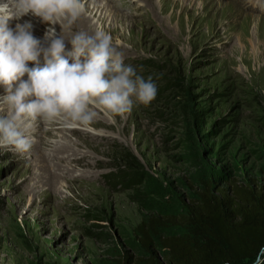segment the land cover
Here are the masks:
<instances>
[{
    "label": "rangeland",
    "instance_id": "1",
    "mask_svg": "<svg viewBox=\"0 0 264 264\" xmlns=\"http://www.w3.org/2000/svg\"><path fill=\"white\" fill-rule=\"evenodd\" d=\"M101 4L107 20L101 26L99 14L94 31L112 36L125 65L153 77L157 97L122 116L95 108L87 136L79 123L70 131L44 124L27 153L0 147V264H146L135 234L144 216L186 213L205 186L230 196L264 186V0ZM32 19V34L52 27ZM77 21L64 33L78 31ZM51 146L59 172H71L52 171ZM183 232L159 229L153 262H164L160 238ZM243 264H264V249Z\"/></svg>",
    "mask_w": 264,
    "mask_h": 264
},
{
    "label": "clouds",
    "instance_id": "2",
    "mask_svg": "<svg viewBox=\"0 0 264 264\" xmlns=\"http://www.w3.org/2000/svg\"><path fill=\"white\" fill-rule=\"evenodd\" d=\"M85 5L86 0L0 4V85L7 91L0 100V147L27 153L35 142L32 132L37 122L65 120L89 126L97 117V107L122 116L156 99L153 77L145 79L125 65L124 53L110 34L80 30L67 39L63 31L57 34L54 26L75 24ZM29 13L53 25L44 37L47 46L32 34L30 22L9 27V21ZM66 40L71 51L66 50ZM29 62L36 67H28ZM14 85H18L15 90Z\"/></svg>",
    "mask_w": 264,
    "mask_h": 264
},
{
    "label": "trees",
    "instance_id": "3",
    "mask_svg": "<svg viewBox=\"0 0 264 264\" xmlns=\"http://www.w3.org/2000/svg\"><path fill=\"white\" fill-rule=\"evenodd\" d=\"M179 226L181 235L160 238L165 251L162 264H243L264 249V186L236 187L232 195L213 193L209 186L191 199L186 213L178 216H144L135 234L153 262V237L158 230ZM142 264V261H138ZM123 264H132L125 257ZM161 264V263H160Z\"/></svg>",
    "mask_w": 264,
    "mask_h": 264
},
{
    "label": "bare ground",
    "instance_id": "4",
    "mask_svg": "<svg viewBox=\"0 0 264 264\" xmlns=\"http://www.w3.org/2000/svg\"><path fill=\"white\" fill-rule=\"evenodd\" d=\"M103 1L104 0H86V11H85V13L81 16V18L77 21V24H78V28H79V30L78 29H76V30H78V31H80V30H84V31H87V32H89V33H95V31H94V29H95V25H93L94 23V19L99 15V17H98V23L101 25V26H103V25H105V24H103V22L104 21H106L107 20V18H106V14H103V9L105 8V6H102V4L101 3H103ZM8 2V0H0V4H4V3H7ZM101 2V3H100ZM109 6V5H108ZM108 8V7H107ZM106 13V12H105ZM32 14L31 13H29L28 15H25V16H23L20 20L21 21H23V24L25 23V22H30L29 20H33L32 19ZM20 20H18L19 22H20ZM12 21V20H11ZM11 21H9V25H11ZM17 21V20H16ZM39 21V20H38ZM41 23H42V21H40ZM67 22H63L62 23V27H63V29H62V27H61V25L60 24H56L54 27H55V30H56V32H57V34L59 35V34H61V32L63 31H67L68 30V28H67V24H66ZM74 25H72V27H73ZM52 27H53V25H52ZM67 28V29H66ZM97 28V27H96ZM101 28H104V27H101ZM47 30V29H46ZM73 30H75V29H73ZM70 31V30H69ZM47 32V31H46ZM46 32L44 33V32H40V33H35V34H33V35H35V36H41V37H45V34H46ZM72 32V31H71ZM70 32V33H71ZM69 32H65L64 34H65V37H66V39L67 38H70L71 37V35H72V33L70 34ZM37 39H38V37H36ZM43 38H39V40H41L42 41V39ZM45 46H47V41H43L42 42ZM66 43V42H65ZM66 44H68V46H66V49L69 51V50H71L70 49V47H72L71 46V44L68 42V43H66ZM44 62V59H43V56H41L40 57V66L41 67H43L44 65H42V63ZM35 67H36V65H35ZM26 78V76L23 78L24 80H26L25 79ZM18 85H14V90H15V87H17ZM7 95V91H6V89H5V87L4 86H0V100H2V98L4 97V96H6ZM44 124H46V125H48V126H50V125H52V127L53 126H56V127H63V126H67L68 125V127H66L65 129L66 130H68V128H70V127H74L75 128V124L74 123H72L71 121H65V120H57V121H53V122H43V121H40V122H37V124H36V126H35V128H34V130H33V132H32V135L33 134H35V132H36V130H37V127H43V125ZM70 126V127H69ZM72 129V128H71ZM78 129V130H77ZM68 131H70V130H68ZM75 131H78V132H81V134L82 133H84V135H89V134H92V132L91 131H89L88 129H87V127L86 126H83V127H77L76 126V128H75ZM73 132V131H72ZM62 139V138H61ZM64 139L65 140H67V137H64ZM42 142V140L41 141H39L38 140V143H41ZM37 143V144H38ZM59 144V143H58ZM60 144H62V143H60ZM56 144H54L53 146H55ZM53 146H51V148H53ZM73 146V145H72ZM54 149V148H53ZM53 149H51L52 150V153H51V151H49V155L47 154H45V156L47 157V158H49L50 159V155L53 157V159H50V162H49V164H52V171L54 172V173H56V174H58V175H61L63 172H71L70 171V169L68 168L69 167V165H67L66 167L64 166V168H63V170H62V172L60 173L59 171H61V169H60V167H61V165H62V163L61 162H63V161H60V160H58L59 159V154H60V152L59 153H57V150L59 151V148H56V151H55V149L53 150ZM46 151V150H45ZM62 151V150H61ZM70 151V150H69ZM54 153V154H53ZM67 153H69V152H67ZM79 153V152H78ZM53 154V155H52ZM64 154V153H63ZM74 154H76V152H73V153H71V155H73V156H75ZM80 154V153H79ZM49 156V157H48ZM76 156H78V154H76ZM75 156V157H76ZM79 156H81V155H79ZM63 158V157H62ZM65 159L66 160H72L71 159V156L70 155H66V157H65ZM49 161V160H48ZM81 162H82V160L81 161H78L77 160V163H78V165H80L81 164ZM84 162H85V160H84ZM86 162H88V161H86ZM70 163L72 164V163H76L75 161H70ZM84 164V163H83ZM88 164H90V163H85L82 167H87L88 166ZM55 174V176H57ZM63 175V174H62Z\"/></svg>",
    "mask_w": 264,
    "mask_h": 264
}]
</instances>
